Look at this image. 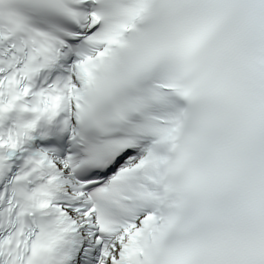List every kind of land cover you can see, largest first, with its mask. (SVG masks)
I'll list each match as a JSON object with an SVG mask.
<instances>
[{
	"label": "snow or ice",
	"instance_id": "6c2138e0",
	"mask_svg": "<svg viewBox=\"0 0 264 264\" xmlns=\"http://www.w3.org/2000/svg\"><path fill=\"white\" fill-rule=\"evenodd\" d=\"M0 264H264V0H0Z\"/></svg>",
	"mask_w": 264,
	"mask_h": 264
}]
</instances>
